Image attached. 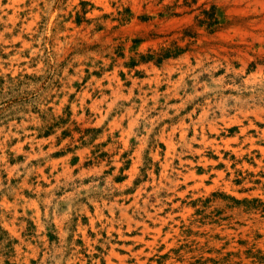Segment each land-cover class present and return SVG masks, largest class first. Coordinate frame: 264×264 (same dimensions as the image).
Returning <instances> with one entry per match:
<instances>
[{
  "label": "rangeland",
  "instance_id": "rangeland-1",
  "mask_svg": "<svg viewBox=\"0 0 264 264\" xmlns=\"http://www.w3.org/2000/svg\"><path fill=\"white\" fill-rule=\"evenodd\" d=\"M0 264H264V0H0Z\"/></svg>",
  "mask_w": 264,
  "mask_h": 264
},
{
  "label": "trees",
  "instance_id": "trees-1",
  "mask_svg": "<svg viewBox=\"0 0 264 264\" xmlns=\"http://www.w3.org/2000/svg\"><path fill=\"white\" fill-rule=\"evenodd\" d=\"M208 16L211 17V16H210V12H208Z\"/></svg>",
  "mask_w": 264,
  "mask_h": 264
}]
</instances>
